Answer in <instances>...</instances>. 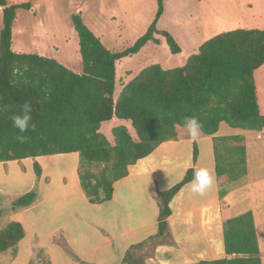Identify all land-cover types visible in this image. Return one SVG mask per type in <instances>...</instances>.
Returning <instances> with one entry per match:
<instances>
[{
  "label": "trees",
  "instance_id": "obj_1",
  "mask_svg": "<svg viewBox=\"0 0 264 264\" xmlns=\"http://www.w3.org/2000/svg\"><path fill=\"white\" fill-rule=\"evenodd\" d=\"M155 1V17L146 32L120 52L106 49L84 24L81 13L72 15L82 67L81 74H75L53 59L13 52L16 13L28 11L31 5H9L0 0V163L77 154L82 168L78 174L80 188L91 205H99L111 200L113 185L127 176L130 165L161 143L174 140L176 128L184 127L187 117L198 119L200 133L205 136H214L220 124L263 131L264 115L258 108L253 75L264 65V31L258 29L221 33L200 45L181 67L149 65L121 85L114 97L116 63L137 54L149 42L158 44L155 36L165 40L171 54L181 52L167 31L157 29L164 0ZM25 103L31 105L32 119L29 129L20 133L11 118L21 113ZM112 119L128 122L136 140L125 127H116L111 130L110 144L99 130ZM19 136L26 139L21 142ZM241 141L239 136L213 138L215 174L226 177L231 184L246 175L245 147L230 145ZM92 165L102 168L93 173L89 170ZM34 169L39 176V165L34 164ZM192 179L193 170H188L178 184L158 193L160 222L156 234L131 246L122 264H145L138 252L147 242L163 237L169 204ZM35 198V192L29 191L12 205L24 209ZM23 237V228L17 222L0 228V254L11 250L15 253ZM223 249L231 258L194 264H261L251 212L223 222Z\"/></svg>",
  "mask_w": 264,
  "mask_h": 264
},
{
  "label": "rangeland",
  "instance_id": "obj_2",
  "mask_svg": "<svg viewBox=\"0 0 264 264\" xmlns=\"http://www.w3.org/2000/svg\"><path fill=\"white\" fill-rule=\"evenodd\" d=\"M6 1L9 5H31L28 11L18 10L16 13L12 26V51L53 59L75 74H81L82 67L78 38L70 21L72 15L80 12L84 24L105 48L111 52H120L132 46L146 32L156 13L155 0ZM256 4L262 5L264 2L164 0V12L156 27L167 31L175 39L181 52L171 54L165 40L159 35L155 36L158 44L149 42L137 54L116 63L115 96L121 89L120 81H129L149 65L158 64L163 69L181 67L205 41L224 32L255 29L244 20L247 16L259 15V10L262 9L250 15L246 13ZM116 127H125L132 139L136 140L130 124L116 119L102 124L99 132L112 144L111 130ZM229 130L228 126L222 124L219 133L224 134ZM248 134L254 135L253 132ZM258 139L264 145V133ZM39 159L38 165L43 174L47 175L46 182H38L36 170L34 173L33 165L28 159L21 162L24 171L20 170L16 162L0 165V214L4 224L0 228L17 222L24 231V237L18 243L15 253L11 250L0 254V264H27L29 260L32 264H71L70 257L80 258L85 264H120L124 253L141 241L146 233L141 232L120 240L117 234L125 227L123 213L131 210L132 222H136L138 216H146L147 198L139 199L137 209L133 202L123 203L119 209L115 208L114 203L107 202L102 203L100 208L94 207L84 196L76 173L73 174V169L80 165L77 154ZM101 168V165H92L89 170L96 173ZM81 171L79 166L77 174ZM262 173L264 174V170ZM258 188L264 190V185L254 186V189ZM29 191L35 192L39 200H44L36 211L30 210V206L26 210L12 205L14 200ZM261 195L264 199V192ZM36 201L35 199L32 205H37ZM112 211L120 214L114 217L115 214H109ZM114 236L110 245H103L106 238ZM174 236L179 245L189 237L184 230H175ZM260 243L261 264H264V228L263 234L260 233ZM34 250L38 251L34 253ZM172 252L173 257L170 256L169 260L160 259L157 263H182L177 251ZM139 254L145 262L146 256L141 251Z\"/></svg>",
  "mask_w": 264,
  "mask_h": 264
},
{
  "label": "crops",
  "instance_id": "obj_3",
  "mask_svg": "<svg viewBox=\"0 0 264 264\" xmlns=\"http://www.w3.org/2000/svg\"><path fill=\"white\" fill-rule=\"evenodd\" d=\"M259 9L262 10L260 11ZM256 10H259L257 17L247 16L244 21L248 26H254L255 29L264 31V4H256L253 9L246 11V13L250 15ZM253 75L258 108L261 115H264V65L255 70ZM127 82L126 79L125 82L120 81V86ZM114 97L116 98L117 96L114 94ZM113 120L115 119L108 122ZM221 125L214 136H205L200 133L195 141L189 137L185 127H177L174 140L161 143L151 154L130 165L127 168V176L113 185L112 198L107 203H114L117 209L126 202H133L137 209L139 199L147 198V215L144 217L138 216L137 221L132 222L133 212L126 210L123 213L125 214V227L122 232L117 234V237L123 240L125 237L146 232L145 237L138 243L143 242L157 232L160 222L157 201L158 193L178 184L188 170H193L194 173L197 168L207 167L212 169L215 174L214 137L239 136L242 138L240 143L230 142V145H242L246 149L245 177L238 183L231 184L226 177H217L215 174L214 189L203 197L190 191V183L184 185L169 204L170 216L165 221L166 231L163 237L147 242L141 249V254L146 256L145 264H158L157 262L160 259L165 258L169 260L170 256L173 257V250L177 251L180 262H182L178 264H194L200 261L231 258L225 255L223 249V222L246 212H251L253 215L261 260L260 233L263 234L264 228V199H262L261 194H263L264 190L260 188L254 189V186L259 185V187H262L264 185L262 184L264 180V174L262 173L264 170V145L258 139L259 135L261 136L264 133V129L260 133L253 132L254 135L248 134L250 131L231 128L228 132L220 134ZM194 148L196 149L195 157L193 156ZM55 156L60 157L62 155ZM22 161L14 162L18 164L20 170L24 171V167L21 165ZM28 161L32 163L35 173L34 164H38L40 161L39 157L30 158ZM7 163H0V165L6 166ZM79 166L78 164L73 169V174L76 173L77 179ZM39 168L41 174L39 176L36 175L38 182L42 180L46 182L47 175L43 174L41 166ZM35 199L37 200V205L29 207L32 211H36L44 201L43 198L39 200L36 197ZM101 205L103 204L93 206L100 208ZM109 214H115V217L120 212L112 211ZM1 217L2 214H0V220ZM1 222L0 227L4 225ZM175 230H184L189 235L187 240L182 241L180 245L174 236ZM114 239L115 236L106 238L103 245H110ZM37 251L34 250L33 252ZM203 251L204 253H202ZM69 260L71 264H85V261L80 258L70 257Z\"/></svg>",
  "mask_w": 264,
  "mask_h": 264
},
{
  "label": "clouds",
  "instance_id": "obj_4",
  "mask_svg": "<svg viewBox=\"0 0 264 264\" xmlns=\"http://www.w3.org/2000/svg\"><path fill=\"white\" fill-rule=\"evenodd\" d=\"M13 127L18 129L20 133L26 132L30 127L31 116V105L25 103L21 113L13 116L12 118ZM35 127L34 124L31 125ZM184 127L187 130L189 137L195 141L200 135L201 124L195 117H187L184 120ZM18 139L23 142L26 137L19 136ZM215 187V174L212 169L207 167H201L194 170L193 179L190 182V191L198 196H205Z\"/></svg>",
  "mask_w": 264,
  "mask_h": 264
},
{
  "label": "water",
  "instance_id": "obj_5",
  "mask_svg": "<svg viewBox=\"0 0 264 264\" xmlns=\"http://www.w3.org/2000/svg\"><path fill=\"white\" fill-rule=\"evenodd\" d=\"M80 13V12H79Z\"/></svg>",
  "mask_w": 264,
  "mask_h": 264
}]
</instances>
